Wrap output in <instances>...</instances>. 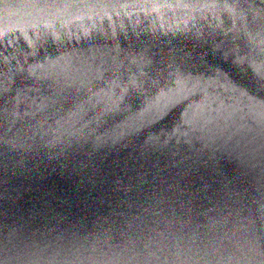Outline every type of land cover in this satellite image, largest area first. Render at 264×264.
I'll return each instance as SVG.
<instances>
[{
  "label": "water",
  "instance_id": "95a60500",
  "mask_svg": "<svg viewBox=\"0 0 264 264\" xmlns=\"http://www.w3.org/2000/svg\"><path fill=\"white\" fill-rule=\"evenodd\" d=\"M0 264H264V0H0Z\"/></svg>",
  "mask_w": 264,
  "mask_h": 264
}]
</instances>
